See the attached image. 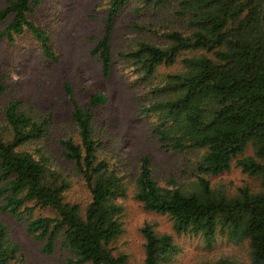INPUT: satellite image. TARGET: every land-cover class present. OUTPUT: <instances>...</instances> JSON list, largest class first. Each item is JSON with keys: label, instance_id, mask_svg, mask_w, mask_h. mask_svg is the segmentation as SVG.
I'll return each instance as SVG.
<instances>
[{"label": "trees", "instance_id": "16d2710c", "mask_svg": "<svg viewBox=\"0 0 264 264\" xmlns=\"http://www.w3.org/2000/svg\"><path fill=\"white\" fill-rule=\"evenodd\" d=\"M128 0H108L102 35L92 53L101 62L103 76L110 75L112 21ZM152 1V0H149ZM161 4L168 0H153ZM40 0H8L0 19L11 15L0 37L13 41L28 30L52 61L58 53L48 31L28 17ZM177 13L185 29L163 32V41L138 39L118 52L143 79L163 71L152 86V101L141 111L154 114L153 132L165 149L198 150V175L188 186L160 185L147 154L138 158L133 196L144 209L166 214L177 234L197 236L210 248L219 237L246 242L251 264H264V0H178ZM72 102L71 118L77 138L59 140L62 155L71 160L90 199L82 210L65 200L68 177L51 167L49 155L37 141L50 130L51 118L35 117L9 99L0 107V209L42 241L41 250L52 253L61 236L78 264H123L124 254H114L111 244L123 231V203L127 182L101 155L102 142L93 135V109L106 101L94 91L86 104H78L72 87L64 83ZM5 86L0 83V93ZM250 147V153L246 150ZM234 164L258 177L259 189L239 186L235 193L211 184L208 175ZM48 208L53 214H35ZM142 264H170L178 252L173 234L145 223ZM0 264H31L0 221ZM199 264H235L231 259H203Z\"/></svg>", "mask_w": 264, "mask_h": 264}, {"label": "rangeland", "instance_id": "374dc122", "mask_svg": "<svg viewBox=\"0 0 264 264\" xmlns=\"http://www.w3.org/2000/svg\"><path fill=\"white\" fill-rule=\"evenodd\" d=\"M8 0H0V7ZM178 0L156 4L149 0H128L112 21L110 50L112 70L103 76L101 62L92 53L97 37L102 35L108 0H40L28 17L49 33L51 45L58 53L52 61L42 55L41 48L28 30L13 41L0 37V107L9 99L20 100V105L37 118L50 115V130L37 143L49 155L52 168L64 173L69 186L65 200L77 202L83 210L90 193L77 174L73 162L61 153L60 138H77L71 118L72 102L64 83L72 87V96L78 104H86L94 91L106 96V101L93 109V135L102 142L101 155L107 158L124 176L127 193L123 203V231L111 244L114 254H124L123 264H142L143 235L141 226L148 223L158 231L171 232L178 252L170 264H199L203 259L225 257L235 264H251L246 242L233 244L219 237L212 247H204L197 236L177 234L171 228L166 214L149 211L133 196L138 174V158L147 154L158 183L171 187L188 186L198 175L195 167L198 150L175 151L165 149L153 132L154 114L141 111L152 101L151 88L161 73L173 67L160 66L155 76L143 79L134 67L120 59L118 52L133 47L138 39L162 42L163 32L185 29V17L177 13ZM11 15L0 19V29ZM250 147L246 153H250ZM215 187L235 193L248 185L259 189V179L244 173L232 164L225 171L206 176ZM1 202V200H0ZM53 214L48 208H38L35 214ZM0 221L6 225L8 236L19 245L24 261L31 264H78L57 238L52 253L41 250L42 241L26 230V219L17 220L0 209ZM88 264V263H85Z\"/></svg>", "mask_w": 264, "mask_h": 264}]
</instances>
